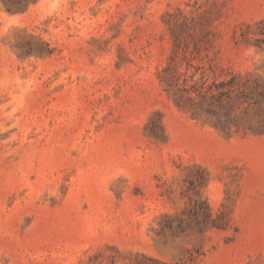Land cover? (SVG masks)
I'll return each mask as SVG.
<instances>
[{
  "label": "rangeland",
  "instance_id": "obj_1",
  "mask_svg": "<svg viewBox=\"0 0 264 264\" xmlns=\"http://www.w3.org/2000/svg\"><path fill=\"white\" fill-rule=\"evenodd\" d=\"M177 40L264 92V0H0V264H264V134L175 104Z\"/></svg>",
  "mask_w": 264,
  "mask_h": 264
},
{
  "label": "trees",
  "instance_id": "obj_2",
  "mask_svg": "<svg viewBox=\"0 0 264 264\" xmlns=\"http://www.w3.org/2000/svg\"><path fill=\"white\" fill-rule=\"evenodd\" d=\"M176 42L171 61L160 75L161 82L175 104L191 113L193 118L211 122L227 135L239 133L241 130L246 133L264 134L263 101L259 99H264V92H249L247 83L239 82L236 76L229 82L213 84L209 87L205 83L189 87L185 80L184 86L180 87L176 61L178 56L181 53L186 54L187 50L180 46L178 40ZM206 209L209 210L207 207ZM209 218L208 211L206 219L202 221L204 227L211 224L212 227L222 228L221 224L215 220L210 222ZM189 253L190 256L186 260L175 264H189L197 259L198 256L194 252ZM150 261L152 264H168L152 259Z\"/></svg>",
  "mask_w": 264,
  "mask_h": 264
}]
</instances>
